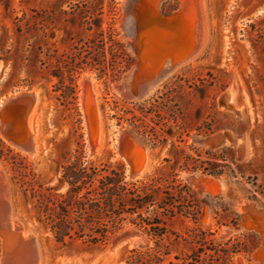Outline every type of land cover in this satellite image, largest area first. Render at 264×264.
I'll list each match as a JSON object with an SVG mask.
<instances>
[{
	"label": "rangeland",
	"instance_id": "rangeland-1",
	"mask_svg": "<svg viewBox=\"0 0 264 264\" xmlns=\"http://www.w3.org/2000/svg\"><path fill=\"white\" fill-rule=\"evenodd\" d=\"M183 1L0 0V109L7 98L15 94L37 90L40 95V103L30 118V122L33 118L31 127L35 120L36 154L12 145L1 130L0 138L15 153L27 159L38 182L50 186L59 184L61 165L77 151L83 152L97 165L105 162L124 165L129 175L128 163L120 149L123 134L147 148V166L141 176L131 178L134 180L152 174L161 164L165 165V158L173 162H183L187 156L198 159V155L203 161L213 156L222 158L226 161L218 162L225 166L220 177L202 172L181 173V179L203 202V216L198 226L215 232L213 239L217 243L244 234L248 236L242 239L248 245L260 241L254 253L235 256L233 264H264V0ZM153 7H157L162 18L177 15L183 23L189 22L192 36L184 37L181 30L174 29V24L168 29L170 36L166 33L165 38H154V45L145 37L147 72H142V78L140 75L125 81L124 76L140 63L134 48L138 25L136 12L145 16L153 33L156 30L159 34L164 33L150 21ZM34 10L55 13L56 28L46 42L49 47L57 49L58 54L68 52L79 39H92L99 27L106 32L113 27L118 40L125 44L126 51L135 60L119 80L111 78L109 69L108 76L103 78L92 71L79 76L80 123L75 112L56 99L53 85L57 79H52L40 64L36 67L34 57L37 54L20 49L25 44L17 30L34 15ZM197 12L199 16L203 13V17L197 16ZM90 26L92 32L87 31ZM198 32H203L199 35L204 37L205 44L200 51ZM15 43L18 51L12 47ZM194 49L199 51L195 58L179 65L173 62ZM11 53L20 63L15 78H12L13 60H8ZM113 54L117 55L116 49ZM107 59L111 60L110 54ZM156 62L161 65H154ZM86 76L88 92L94 93L99 117L93 147L83 106L82 80ZM229 93V99L224 100ZM147 108L154 111L144 116L140 110ZM135 116L145 122L149 134L158 136L161 143L157 147L153 148L152 143H147L136 132L134 124L140 122ZM220 133L239 138L238 148L223 146L213 149L195 140ZM0 171L3 180L0 179L6 183H1L6 191L0 192L4 193L0 198V228H5L6 219L13 218L24 233L29 232L32 236L26 241L32 243L36 240L40 252L38 264H126L128 251L154 245L143 230L127 226L104 246L81 241L61 246L38 221L29 196L13 181L10 163L0 160ZM235 215L240 217L239 229L230 224ZM192 226L190 220H184L175 222L171 228L183 232L185 227ZM140 239L145 243L141 245ZM162 245L181 246L173 243V237L166 238ZM3 247L0 236V264L5 257H9V264H13L16 256L8 250L3 252Z\"/></svg>",
	"mask_w": 264,
	"mask_h": 264
},
{
	"label": "trees",
	"instance_id": "trees-1",
	"mask_svg": "<svg viewBox=\"0 0 264 264\" xmlns=\"http://www.w3.org/2000/svg\"><path fill=\"white\" fill-rule=\"evenodd\" d=\"M32 13L34 15L17 30L25 44L20 49L37 54L34 57L36 67L40 64L52 79H57L53 85L56 99L69 111H74L80 123L79 76L92 71L103 78L108 76L109 69L111 78L119 80L135 60L126 51L125 44L118 40L113 27L107 32L99 27L92 39H79L68 52L58 54V50L46 42L56 28L55 13L36 10ZM87 31L92 32V27ZM12 47L18 51L16 43ZM115 49L117 55L113 54ZM108 54L111 55L110 61ZM24 59L27 60L26 57ZM8 60H13L12 78H15L20 63L13 53ZM147 109L140 110L144 116L154 111ZM135 119L140 122L134 124L136 132L147 143H152L153 148L157 147L161 143L158 136L149 134L143 120L136 116ZM200 159L201 155L198 159L187 156L183 162L165 158V165L161 164L152 174L134 180L124 165L109 162L97 165L83 152L77 151L61 165L59 184L50 186L38 182L27 159L15 153L0 138V160L10 163L13 181L29 196L38 221L52 234L57 244L67 246L81 241L104 246L127 226L143 230L154 241L153 246L128 251L126 264H233L235 256L251 255L259 248L260 241L251 245L245 243L242 237H247V234L217 243L213 239L215 232L198 226L203 216V202L198 199L196 191L181 179V173L202 172L220 177L225 166L218 162L226 161L216 156L204 161ZM184 220H190L194 226L185 227L183 232L171 228L175 222ZM230 224L239 229L240 217L235 215ZM169 237L181 246L162 245Z\"/></svg>",
	"mask_w": 264,
	"mask_h": 264
},
{
	"label": "bare ground",
	"instance_id": "bare-ground-1",
	"mask_svg": "<svg viewBox=\"0 0 264 264\" xmlns=\"http://www.w3.org/2000/svg\"><path fill=\"white\" fill-rule=\"evenodd\" d=\"M159 1H161V0H159ZM185 1V0H184ZM184 1H183V3H184ZM187 1V0H186ZM200 1V0H199ZM202 1V0H201ZM154 2V1H153ZM161 3V2H160ZM202 3H203V1H202ZM136 5L138 4V3H135ZM197 5H198V3H197ZM198 7V6H197ZM184 9V8H183ZM183 10H181V12H182ZM201 12V11H200ZM132 13H134V12H132ZM198 13V12H197ZM203 14V13H202ZM201 14V15H202ZM161 15V14H160ZM159 15V12H158V9H157V7H153L152 9H151V11H150V14H149V17H150V21L151 22H153V24L156 26V28H158V30H159V32H164L163 34H159L158 32H157V30L156 31H154V33L151 31V29L152 28H149V25H147L148 24V22H146V20H145V16L144 15H142L141 13H137L136 12V19H137V34H136V45H134V48H135V52L137 53V56L139 57V59H140V63L137 65V66H135L131 71H129L125 76H124V79H125V81H127V80H129V79H133V78H137V77H140V75L142 74V72H144V71H146L147 69H146V67H147V65H148V58H147V52L145 51V50H147V45H146V43H144V38L146 37V39L151 43V45L153 44L154 45V43H153V41L155 40L156 41V39H158V37L160 38V39H162V38H165V34L167 33H169V27L171 26V25H176V27L174 28L176 31H182V34L183 35H185L184 37H186V38H190L192 35H190V31H192V30H190V28H191V26H190V23L189 22H185V23H183L184 21H180V20H178L179 19V16L177 17V15H175V16H172V17H170V18H162L161 16ZM188 15H190V14H188ZM187 15V16H188ZM199 16V13H198V15L197 16H199V17H203V16ZM185 16V15H184ZM183 16V17H184ZM132 17V16H131ZM189 17V16H188ZM129 18H130V16H129ZM128 17L126 18L127 20L129 19ZM135 18V17H134ZM131 19V18H130ZM129 19V20H130ZM129 22V21H128ZM136 22V21H135ZM199 22H201V21H199ZM199 22H197V25H198V23ZM130 23V22H129ZM182 23V25H180ZM189 23V24H188ZM202 23H204V22H202ZM200 25H201V23H199ZM134 25V24H133ZM199 25V26H200ZM202 26H204L203 24H202ZM196 27V26H195ZM197 28H199V27H197ZM173 29V30H174ZM178 29V30H177ZM196 29V28H195ZM168 30V31H167ZM172 30V31H173ZM174 30V31H175ZM130 31V30H129ZM171 31V32H172ZM173 31V32H174ZM152 32V33H151ZM170 32V33H171ZM174 33H177V32H174ZM199 33H202L203 34V32H198V36H196V38L198 37L199 39V42H200V44H199V51L203 48V46L205 45L204 44V37L203 36H201V34L199 35ZM166 34V35H167ZM161 35V36H160ZM173 35V34H172ZM171 35V36H172ZM204 35H205V33H204ZM168 36H170L169 34H168ZM151 37H152V39H151ZM154 38H156V39H154ZM169 38V37H168ZM195 38V37H194ZM159 40V39H158ZM134 41V40H133ZM198 42V41H197ZM149 43V44H150ZM199 51H196L195 52V49H194V51H190L191 53H189V54H187V56H185V57H183V58H181V59H179V60H175V61H173L176 65L178 64H180V63H184V62H186V61H189L191 58H195V56H197L198 55V53H199ZM189 55V56H188ZM162 60V59H161ZM160 61V60H159ZM160 65H161V63L160 62H158ZM157 62L154 64V65H159ZM159 65V66H160ZM147 72V71H146ZM158 77V76H157ZM141 78H142V75H141ZM151 79V78H150ZM137 80V79H136ZM139 80V79H138ZM145 80V79H144ZM159 80V79H158ZM82 84H83V87H84V93H83V106H84V103H85V94H86V91H87V89L89 88V85H88V80H87V76L86 77H84L83 78V80H82ZM140 84V83H139ZM149 85V84H148ZM133 90V89H132ZM134 91H132V93H133ZM135 93V92H134ZM92 95V99L95 101V98H94V93L93 94H91ZM231 96V93H229V94H227V95H225L224 96V100H228L229 99V97ZM40 103V99H39V101H38V104ZM38 104L36 105V108H37V106H38ZM36 108H35V110H36ZM35 110H34V112H35ZM34 112L28 117V119H27V125H28V128L31 130V132H32V134H33V140H34V144L31 146V148L29 149V150H27L26 149V147H21V146H19V144H17L14 140H12V139H10V138H8L9 139V141L12 143V145H15V146H17L18 148H20L21 150H23L24 152L26 151V152H28V153H30V154H32V155H34V154H36V142H35V137H34V132H35V120H34V124L32 125V127H31V122H32V120H33V118H32V120H31V122H30V118H31V116L32 115H34ZM236 112H238V111H236ZM99 118V117H98ZM98 126H99V120H98ZM0 129L2 130H5L6 131V129H4V127L2 126V124L0 123ZM100 132V131H99ZM98 132V133H99ZM225 134H227V133H225ZM225 134H222V133H220V134H216V135H213V136H210V137H207V138H195V140L196 141H198L199 143H201V144H204L205 146H208V147H210V148H213V149H215V148H220V147H223V146H233V147H235V148H238V146H239V143H240V139L239 138H237V137H235L234 135H231V134H228V137L227 138H221L220 136L221 135H224L225 136ZM99 135V134H98ZM97 138V137H96ZM221 138V139H220ZM219 139H220V141H219ZM129 148H130V150L132 151V152H134L135 151V149H136V146L135 145H130L129 146ZM148 152V151H147ZM146 157H147V163H148V156H147V154H146ZM146 166H147V164H146ZM144 172V171H143ZM142 172V173H143ZM142 173L141 174H139L138 176H136V177H139V176H141L142 175ZM0 174H1V171H0ZM2 176V175H1ZM0 176V177H1ZM4 177V176H3ZM1 179L3 180V178L1 177ZM1 179H0V192L1 191H3L4 193H5V191H4V187H3V185L2 184H6V183H2V181H1ZM4 181H5V178H4ZM6 182V181H5ZM2 183V184H1ZM5 186V185H4ZM6 188V187H5ZM7 189V188H6ZM4 193L2 194V193H0V194H2V195H0V198L1 197H4ZM7 196V195H6ZM5 196V197H6ZM7 198V197H6ZM2 199V198H1ZM1 206V205H0ZM9 210V209H8ZM2 215V214H1ZM9 216H10V214H9ZM7 218V217H6ZM13 219V218H12ZM12 219H6V222H4L5 223V225H4V229L2 228V230H1V228H0V236L3 238V241H4V245H5V247H3V252H5L6 250H8L9 251V253L11 254V255H15L16 256V258L15 259H13V264H38L39 263V260H40V252H39V248H38V246H37V242H36V240H33L32 241V243H28L27 241H26V239L27 238H30L32 235L31 234H29V232L26 234V233H24L23 232V230L20 228V227H18L17 225L18 224H16ZM2 220V219H1ZM1 224V223H0ZM20 226V225H19ZM1 227V226H0ZM33 238V237H32ZM139 242H140V244L142 245V244H144L145 243V241L143 240V239H140V240H138ZM144 242V243H143ZM21 255H22V258H21ZM9 262H11V259L9 258V257H5V258H3V260H2V263L1 264H9ZM11 264V263H10Z\"/></svg>",
	"mask_w": 264,
	"mask_h": 264
},
{
	"label": "water",
	"instance_id": "water-1",
	"mask_svg": "<svg viewBox=\"0 0 264 264\" xmlns=\"http://www.w3.org/2000/svg\"><path fill=\"white\" fill-rule=\"evenodd\" d=\"M88 91L87 89L85 94L84 114L86 124L91 129L90 141L93 147L95 144L94 137L98 130V108ZM39 99L40 95L37 90L24 91L7 98L0 109V123L6 131L0 130L7 138L14 140L21 147H26L27 150L34 144L33 134L28 128L27 119L34 112ZM220 137L227 138L228 134ZM130 145L136 146L134 152L130 150ZM120 149L129 166V177L132 178L141 174L147 164V148L131 139L127 134H123Z\"/></svg>",
	"mask_w": 264,
	"mask_h": 264
}]
</instances>
